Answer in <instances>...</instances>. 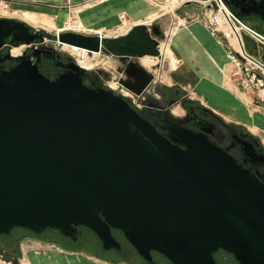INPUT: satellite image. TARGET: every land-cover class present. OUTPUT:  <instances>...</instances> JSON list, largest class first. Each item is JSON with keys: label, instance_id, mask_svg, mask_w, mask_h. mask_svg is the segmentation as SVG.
<instances>
[{"label": "water", "instance_id": "water-1", "mask_svg": "<svg viewBox=\"0 0 264 264\" xmlns=\"http://www.w3.org/2000/svg\"><path fill=\"white\" fill-rule=\"evenodd\" d=\"M230 1L245 13L264 6L223 0L241 21ZM7 36L34 38L25 21L0 17V46ZM157 37L161 26L147 23L113 37H54L116 57L128 77L118 88L86 85L81 65L54 79L28 62L0 72V233L52 228L77 240L85 226L120 250L115 229L147 264L152 251L173 264H217L220 247L239 264H264V182L201 133L167 138L123 95L148 93L156 75L141 58L160 54Z\"/></svg>", "mask_w": 264, "mask_h": 264}, {"label": "flooded vegetation", "instance_id": "flooded-vegetation-1", "mask_svg": "<svg viewBox=\"0 0 264 264\" xmlns=\"http://www.w3.org/2000/svg\"><path fill=\"white\" fill-rule=\"evenodd\" d=\"M230 7L244 20L254 18L259 23L264 21V6H259L258 13L254 11L245 13L242 6L237 5L234 1H230ZM250 13L252 15H247ZM10 25L12 24L10 23ZM46 34L47 32L44 30L30 27V35L34 38L28 44L14 39L13 36L5 37L3 44L0 46V72L11 70L22 62H28L37 66L41 73L52 79L66 72L79 73L76 65L81 64L73 53L63 51L55 45V42L46 43ZM35 42H40V44H32ZM89 70L85 73H79L86 85L93 88H114L107 82L106 75L108 73L104 70ZM123 76L128 80L125 74ZM154 81L155 79L152 83ZM118 87L119 84L115 88ZM149 89L145 96L126 95L124 93L123 95L128 98L130 104L143 118L155 126L158 132L170 139L177 137L182 130L201 133L211 142L231 154L237 162L248 168L264 182V143L259 136L251 133L242 125L223 119L198 100H183L186 94H182L180 88L176 87L174 90L169 88L159 89L155 86V93ZM135 100L140 101L139 104ZM177 103L182 106V113L177 114L173 110L172 106ZM79 228L81 232L78 234L77 240H73L52 228L35 232L23 227H14L9 233H0V256L14 263L19 262L23 239L34 237L48 241H59L63 245L91 246L94 247L95 251L104 253L113 260L131 262L134 260L143 264L148 263L127 242L121 231L113 229V233L122 244V248L118 250L116 248H103L101 242L95 240L94 237L96 236H92L93 232L90 229L85 226ZM152 257L154 264H173L167 257L157 251H152ZM214 258L217 264L240 263L232 252L222 247L214 252Z\"/></svg>", "mask_w": 264, "mask_h": 264}, {"label": "crops", "instance_id": "crops-1", "mask_svg": "<svg viewBox=\"0 0 264 264\" xmlns=\"http://www.w3.org/2000/svg\"><path fill=\"white\" fill-rule=\"evenodd\" d=\"M33 1L40 2V7L49 13L59 14L54 24L60 21L65 23L69 19L68 8L72 7L78 22L81 21L86 26L85 29L92 32L102 28H120L121 18L124 14L126 20L130 22L125 27L126 29L117 32V34H123L132 26L144 23L143 21L150 19L153 15L151 21L164 15L166 11L161 8V3L169 0ZM177 6L178 4H176V8H178ZM196 6L193 10L190 8L184 14H178L170 21L169 26L167 25L163 29L167 33L166 38L170 36V47L178 59L177 66L182 73V75L174 74V76L179 78L184 86H191L192 90L197 92L196 99L204 106L223 119L244 126L248 131L259 136L264 143V104L258 103L251 108L237 99L241 85H238L237 78L239 76L235 74L238 71V64L232 55L230 46L234 44L238 47V45L233 37L225 36L224 32L225 29L228 30V25L223 21L222 13L215 11L213 16L218 15L219 18H222L216 22L209 14L212 7L206 8L201 3ZM247 15L250 16L252 13ZM191 17L195 18L187 21ZM50 18L54 19L52 16ZM209 18H212L211 21ZM244 23L264 37V21L259 23L252 18L245 19ZM173 28L174 31H171ZM240 36L246 52L264 63L263 38L257 37L247 28L240 30ZM217 101L221 104H217ZM72 263H77V261ZM46 264H66V261Z\"/></svg>", "mask_w": 264, "mask_h": 264}, {"label": "rangeland", "instance_id": "rangeland-1", "mask_svg": "<svg viewBox=\"0 0 264 264\" xmlns=\"http://www.w3.org/2000/svg\"><path fill=\"white\" fill-rule=\"evenodd\" d=\"M177 1L179 2V0ZM221 1L219 0L220 3ZM198 3L199 2L194 0L191 2L186 1L185 3L181 4L178 8H175L173 11L165 10L166 13L164 15L160 16L159 18H156L151 22H144V23H147L148 26H151V24H158L161 26L163 30L164 27L166 28V26L170 23V21H172L173 18H176L178 16V14L181 13L184 14V12L188 11L190 8H191L190 10H193L194 7H197L196 5ZM40 6H41L40 2L33 0H0V16L22 20L25 21L33 29L46 31L47 32L45 36L46 43H50L51 41L55 42V45L63 49V51L66 50L73 53L77 61L81 65L87 67V69L104 70L106 73H108L106 75L107 76L106 78L108 79L107 82L112 84L114 88L117 87L119 84V78L122 77L123 74L119 72V70L117 69V66L119 65V60L116 57L107 55L102 52L101 53L88 52L87 56L85 58H82V56H80L76 51H74L73 48L66 47L67 45L58 42V40L54 38L57 32L60 33L62 31H77L87 34H97L99 32L96 31L92 32L89 29H85L86 26L81 21L78 22L77 15L75 11L72 9V7L68 8L69 16L72 15V17L77 20L76 23L78 25L77 28L64 29L59 31V29H61L62 26H65V24L67 25L68 20L65 23H63V21H60L57 24H54V22H56V20L58 19L57 15L59 14L56 15L54 13H49ZM226 9L225 6L222 7L223 12ZM215 11L219 12L218 8L216 6H213L209 14L213 16L215 14ZM26 13L29 14V16H32V18L25 15ZM50 16L54 17V19L50 18ZM194 18L195 17L188 18L187 21H191V19ZM219 19L221 20V18ZM129 22L130 21L126 20L125 15L123 14L120 24L122 28L121 27L113 28V29L102 28L101 30L103 34L106 35V37L107 36L113 37L116 36L118 31L126 29L125 27L127 26V24H129ZM220 22L222 23V21ZM48 24H51L53 26H51L50 28ZM80 24H82L84 27H80ZM171 31H174V28ZM117 35H121V34H117ZM157 39L160 45V54L145 55L141 58V63L156 75L155 81L154 83H152L153 85L151 84L152 86L151 85L149 86L151 90L150 89L149 90L155 93L156 92L155 86H157V88L159 89L169 88L173 90L177 87L180 88L182 94H186L187 97L197 100L196 99V97H198L197 92H194L191 86H184V83L181 82L179 78L177 79L174 76V74L178 72H175V67H173L171 64L172 62L171 57L168 56V54L164 55L162 51L163 48H165V45L163 44L170 43V36H168L166 39L160 37H157ZM147 56L153 57L154 61H150L149 63H146L144 61V58ZM175 59H176L175 61H178L177 58ZM82 60H84V62ZM243 64H245V60L241 61L240 59H238V68H237L238 71L235 72V74L239 76L237 78V81L239 80L238 85L240 84L241 87H239L240 90L238 91L240 92L237 93L238 95L237 99L239 101H242L245 105L251 108L255 107V105L258 103L264 104L263 70L256 67L255 64H253L254 68H252L249 65L250 68L246 71ZM180 75H182V73H180ZM250 76L253 77L252 88L245 89L242 86V81L243 79L248 80ZM246 90H250V91L247 92ZM135 102L139 104L140 101L135 100ZM216 103L221 104L218 101ZM172 107L175 113L177 114L183 112V108L180 105V103L179 104L177 103ZM64 261H66V264H143L134 260L133 262L113 260V258L111 259L110 256L95 251L94 247L91 246L65 247L59 241H48L46 239H37L34 237L23 239L21 244V258L19 259V264H38V263L46 264V263H60V262L63 263ZM73 261H77V263H72ZM0 264H15V263L13 261H8L0 256Z\"/></svg>", "mask_w": 264, "mask_h": 264}, {"label": "built area", "instance_id": "built-area-1", "mask_svg": "<svg viewBox=\"0 0 264 264\" xmlns=\"http://www.w3.org/2000/svg\"><path fill=\"white\" fill-rule=\"evenodd\" d=\"M186 1H188V0H179V3L180 4H178V6L177 7H179L181 4H183V3H185ZM193 1V0H192ZM194 1H197V2H199V3H201V4H203L206 8L207 7H213V6H216L217 8H218V11L221 13V11H222V7L223 6H225V9L227 8L226 7V5L224 4V2H222L221 1V3L219 2V0H194ZM226 13H224V15L226 16L224 19H223V21L228 25V30H226L225 32H224V34H225V36L226 37H232V36H236V37H238V41H239V47H236L234 44H231V51H232V55H233V57L235 58V60L237 61V64H238V59H240L241 61H244L245 60V64H243L244 65V68H245V70L247 71L249 68H250V66L252 67V68H254L253 66V64H255V66L256 67H258V68H260V69H262L263 70V73H264V63H262L261 61V63L263 64V65H261L259 62H257V61H259V60H257V59H253L247 52H246V50L244 49V47H243V44H242V40H241V37H240V35H238V32L236 31V27H238V29L239 30H241L242 28H247V29H249V30H251V32L254 34V35H256L257 37H259V38H263V40H264V37L261 35V34H259L257 31H255L254 29H252V28H249L245 23H244V21H241L240 19H238L237 17H235L229 10H228V8L226 9V11H225ZM216 22L217 21H219L220 19H219V16L218 15H215V16H213L212 17ZM212 18H209V20L210 19H212ZM222 19V18H221ZM211 21V20H210ZM77 23V20L76 19H74L73 17H72V15H70L69 16V19H68V25H70V27L71 28H66V29H76L75 28V26L77 25L76 24ZM100 33V32H99ZM59 34V32H57L56 33V35L55 36H57ZM98 34V33H97ZM98 35H100V34H98ZM117 35V34H116ZM166 35H167V33L165 32V37L164 38H166ZM101 36V35H100ZM101 38H102V36H101ZM32 44H34V45H38V44H40V42H35V43H32ZM244 59V60H243ZM257 60V61H256ZM250 65V66H249ZM82 66H84V65H82ZM85 67V66H84ZM85 68H87V67H85ZM251 81V82H250ZM252 82H253V77H249V79L248 80H245V79H243V81H242V86L245 88V89H251L252 88ZM111 86H112V84H111ZM124 94H126V95H135L134 93H132L130 90H128V89H126V88H123V91H122Z\"/></svg>", "mask_w": 264, "mask_h": 264}, {"label": "bare ground", "instance_id": "bare-ground-1", "mask_svg": "<svg viewBox=\"0 0 264 264\" xmlns=\"http://www.w3.org/2000/svg\"><path fill=\"white\" fill-rule=\"evenodd\" d=\"M176 1V2H175ZM221 1V0H220ZM223 1V0H222ZM175 4H179V2L177 1V0H174V1H164V2H162L161 3V8H163V10H166V11H173L176 7H175ZM226 11V10H225ZM225 11L223 12V10L221 11V13H222V15H223V18H225L226 16L224 15V13H225ZM25 15H27V16H29L28 14H25ZM154 16V15H153ZM153 16L151 17V18H153ZM29 17H31V16H29ZM28 18V17H27ZM32 18V17H31ZM152 19H150V20H148V21H143V22H150ZM94 23V22H93ZM48 26H50V28H51V26H53V25H51V24H48ZM77 26L78 25H76L75 26V28H77ZM80 27H84L82 24H80ZM90 27V26H89ZM66 28H71L70 27V25H66L65 24V26H62L61 27V29H59V31H61V30H64V29H66ZM86 28V27H85ZM128 31V30H127ZM236 31L238 32V35H240V30L238 29V27H236ZM96 32H100V33H98V34H100L102 37H106V35H104L103 34V32H102V30H97ZM124 33H126V32H124ZM108 37V36H107ZM110 37V36H109ZM233 37V39H235V41H236V43H237V45H238V47L240 46L239 45V39H237V37L236 36H232ZM231 37V38H232ZM241 37V36H240ZM64 45H67L66 47H68V48H73V50L74 51H76L80 56H82V58H85L86 56H87V54H88V52H90L89 50H87L86 48H82V47H79V46H77V45H73V44H68V43H63ZM170 43H164L163 45H165V48H163V53H164V55L165 54H168V56H170L171 57V60H172V62H171V64H172V66L173 67H176L177 66V64H178V61H175L176 59V57H175V55H174V53H172L173 51H172V47H170V45H169ZM94 53H99V52H94ZM154 58L153 57H145L144 58V61L146 62V63H149L150 61H154L153 60ZM85 60V59H84ZM84 60H82L83 62H84ZM180 69L178 68V66H177V68L175 69V72H178V73H175V74H177V75H180ZM141 257V256H140ZM144 261V260H143Z\"/></svg>", "mask_w": 264, "mask_h": 264}, {"label": "trees", "instance_id": "trees-1", "mask_svg": "<svg viewBox=\"0 0 264 264\" xmlns=\"http://www.w3.org/2000/svg\"><path fill=\"white\" fill-rule=\"evenodd\" d=\"M92 236H96L94 233H92ZM95 238V240L97 241L98 240V238L97 237H94ZM62 244V243H61ZM63 246H71V247H77V246H75V245H63Z\"/></svg>", "mask_w": 264, "mask_h": 264}]
</instances>
